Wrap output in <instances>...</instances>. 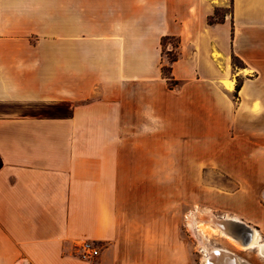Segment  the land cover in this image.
Here are the masks:
<instances>
[{"label": "crops", "instance_id": "0c3cea01", "mask_svg": "<svg viewBox=\"0 0 264 264\" xmlns=\"http://www.w3.org/2000/svg\"><path fill=\"white\" fill-rule=\"evenodd\" d=\"M192 183L264 233V0H0V264H187Z\"/></svg>", "mask_w": 264, "mask_h": 264}, {"label": "bare ground", "instance_id": "6f19581e", "mask_svg": "<svg viewBox=\"0 0 264 264\" xmlns=\"http://www.w3.org/2000/svg\"><path fill=\"white\" fill-rule=\"evenodd\" d=\"M201 215V220L196 214ZM187 227L191 231L195 229L200 239V247L204 252L203 264H241L235 253L224 249L207 246L210 236H218L229 245L240 251L254 249L264 257V242L261 234L251 226L242 223L245 230L242 235H237L238 227L236 217L225 215L217 217L210 209H202L201 212H192L187 217Z\"/></svg>", "mask_w": 264, "mask_h": 264}, {"label": "rangeland", "instance_id": "374dc122", "mask_svg": "<svg viewBox=\"0 0 264 264\" xmlns=\"http://www.w3.org/2000/svg\"><path fill=\"white\" fill-rule=\"evenodd\" d=\"M178 54V51L176 49V40L170 39L163 43L162 48V57L164 58V64L163 66H168V58L171 56H176ZM232 64L234 66H239V63L235 60L232 61ZM168 76V74L166 73ZM203 180V179H202ZM193 183L194 181L198 182V179H192ZM204 181H206L208 187H212L213 189L216 188H222L225 190H233L234 185L232 182H230L228 179L220 176H214V175H208L206 178H204ZM192 183V194H191V203L190 206L186 209L183 217H182V224H183V231L186 236V243L188 242V245L190 247V258L189 263L187 261V264H203V256L204 252L201 250L200 247L201 244H199L200 237L197 234L195 229H192L191 231L187 227V220L186 217L190 213L194 212H201L202 209H209L207 206H198V193H195V187ZM214 191V190H213ZM210 193V192H209ZM210 195V194H208ZM200 208V209H199ZM217 217H220L219 213H213ZM197 217L201 220V215L198 213L196 214ZM262 242H264V233L261 234ZM209 247H216V248H224L227 249L233 253L236 254L239 262L241 264H264V257L260 256L256 250H246V251H240L229 245L224 239L218 237V236H210L209 241L206 243Z\"/></svg>", "mask_w": 264, "mask_h": 264}, {"label": "built area", "instance_id": "2783aa9c", "mask_svg": "<svg viewBox=\"0 0 264 264\" xmlns=\"http://www.w3.org/2000/svg\"><path fill=\"white\" fill-rule=\"evenodd\" d=\"M78 248L82 259L93 260L98 257L99 250L90 243H81Z\"/></svg>", "mask_w": 264, "mask_h": 264}, {"label": "trees", "instance_id": "16d2710c", "mask_svg": "<svg viewBox=\"0 0 264 264\" xmlns=\"http://www.w3.org/2000/svg\"><path fill=\"white\" fill-rule=\"evenodd\" d=\"M170 39H175L176 40V49H177V47H178V40L176 38H173V37H163L160 40V46H161V48H163V43L165 41H167V40H170ZM177 57H178V54L176 56L174 55V56H171L170 58H168V66H162V68H161V73L164 76V78H166V80L168 81L170 87H173L175 85V83L169 77V71H170V67L169 66H170V64L172 62H174L177 59ZM233 60H235V59H233ZM166 73L168 74V76L166 75Z\"/></svg>", "mask_w": 264, "mask_h": 264}, {"label": "water", "instance_id": "95a60500", "mask_svg": "<svg viewBox=\"0 0 264 264\" xmlns=\"http://www.w3.org/2000/svg\"><path fill=\"white\" fill-rule=\"evenodd\" d=\"M236 224H237V227H238L237 235L240 236V235H242L243 230H245V229H244L242 223H236Z\"/></svg>", "mask_w": 264, "mask_h": 264}]
</instances>
